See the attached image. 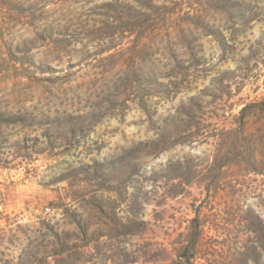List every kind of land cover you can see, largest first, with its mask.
Returning a JSON list of instances; mask_svg holds the SVG:
<instances>
[{
	"label": "rangeland",
	"instance_id": "rangeland-1",
	"mask_svg": "<svg viewBox=\"0 0 264 264\" xmlns=\"http://www.w3.org/2000/svg\"><path fill=\"white\" fill-rule=\"evenodd\" d=\"M0 264H264V0H0Z\"/></svg>",
	"mask_w": 264,
	"mask_h": 264
},
{
	"label": "crops",
	"instance_id": "crops-1",
	"mask_svg": "<svg viewBox=\"0 0 264 264\" xmlns=\"http://www.w3.org/2000/svg\"><path fill=\"white\" fill-rule=\"evenodd\" d=\"M7 187L4 182H0V206L5 198Z\"/></svg>",
	"mask_w": 264,
	"mask_h": 264
}]
</instances>
